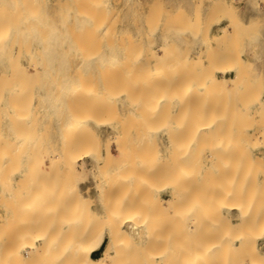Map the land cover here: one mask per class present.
Returning a JSON list of instances; mask_svg holds the SVG:
<instances>
[{
  "label": "rangeland",
  "instance_id": "obj_1",
  "mask_svg": "<svg viewBox=\"0 0 264 264\" xmlns=\"http://www.w3.org/2000/svg\"><path fill=\"white\" fill-rule=\"evenodd\" d=\"M96 1H100L103 4V1H101V0H96ZM53 3H54V0H45L44 7H45L47 12L52 11ZM105 3L113 11L115 9L114 12L116 14L117 20L114 21L113 23H111V25L116 27V28L114 27L115 30L112 29V30H110L109 33H104V32L92 33V32H89L88 29L80 28L79 27L80 22H78L77 19L76 20L72 19L69 22H67V27H66L67 31L64 34V39H63V41L66 43V46H65L63 52L56 53L52 49L48 55L47 54L46 55L36 54V52L29 54L26 51L21 53V55L19 56V62L24 67H27L28 62L30 61L31 57L32 58H42L44 60V62H45V60L47 61L46 58H48L47 63L49 62L51 64L49 66H47L49 68V70L42 73L41 75L37 76V78L36 77L35 78L27 77L29 79H26V77H25L24 79L27 81H24V79L21 80L20 84L23 86V88H24L23 90L25 91V93L27 95H26V97L22 98V100L20 99L21 102H20V100H18V103L17 104L15 103V111H17L16 115L14 112L12 113V111H9L10 108H8L4 111L3 110L0 111V122L3 121L7 117H9V118L13 117V119L15 118L14 121H16L12 125H10L11 124L10 122H8L10 124H8L6 122V123H3V125H2V129L0 130V136H2V138H4V140H8L6 145L8 144V142H11L9 140H14V141H12V143H9L10 145L12 144L11 146L8 145V147H12L11 148L12 150L10 148H9L10 150L7 149V146H5V144H2L0 146H4L5 148L0 147L3 149V150L1 149V151L5 150L6 151L5 154L7 155V154L11 153V151H13L16 147L20 148L19 150H18V148H16V150H14V152H13L15 154V152H17V150H18V152L20 151L18 153L19 155L15 154L13 156V153H11L12 156L10 154L8 155L10 158L12 157L11 160L12 159H14V160L19 159L18 161H20L21 159H24L25 161H27V159L29 160L28 157H30V156H31L30 160L38 158L40 156H43L44 159L42 162L43 164L41 165V169L36 170V173L42 175L41 177L44 180V182H43V180H38L41 182V184H39V187H40V189L42 188V191L46 192L47 189H49V187L52 186V184L55 185V182H54L55 180L59 181V177H58V180L56 178H54V176L57 173H59V174H57L55 177H57L59 175L60 179H61L60 174H61V172H63L62 171V169H63L62 163H60V160H59V162L55 161L54 158H52V155L54 152L62 155V153L65 152V150H66V149H64L65 146L63 145V138H62L61 133L59 132V129L57 128L56 121L58 119H60L58 114H60L61 118H63L64 115H66V112L64 113V111L67 110V108H68V110L70 109V106L68 107V104H70L68 102L70 100H68L66 103V99H64L62 102L63 98L58 97L61 99V100H58L54 93H53V95L52 94L46 95L44 90H46V89L49 90V87H51V86L52 87L50 89H52V88L56 89L55 87H58L57 84L62 83L61 82L62 81L61 76L71 74V72H69V70H68L70 67L67 68L64 66L65 68H63V65H61L62 62L60 61V59H62V61L65 60L66 63H68L67 66H69V65H71V62H73L74 60H77L80 58H87V60H86L87 64L83 65L80 68V70L78 71V74L80 72V75H79L80 78L82 76H86V78H87L86 80H88L89 79L88 77H90V79L95 78V79H99L100 81H101V78H102V80H103V78H105V80L107 78V80L105 81L106 83L108 82V80H110L109 82H111V81L113 82V80L117 79L116 82L115 81L113 83L108 82V85L110 86L111 84H113V86H110V87H112L110 89V91L112 92V89H113L112 93H114V97L118 98V99L112 100L114 97L111 99H105V100H110L109 102H106V104L107 103L112 104L110 106H109V104H107V105L105 104V106H107V107L104 106L105 102L102 103V101H101V103L103 104L104 107L102 106L101 103L99 104L100 101L98 103L83 102L81 104H78V105H80L79 107H81L79 114L81 113L80 114L81 116L90 117L92 120H90L91 123L89 122V125L91 126L93 123L92 126L93 127L96 126V128L94 127L95 128L94 129V128H92V126L91 127L89 126V130L91 128L90 131H92V132L90 133V131H88V134H86L87 133L86 131L88 129L87 127H86V131H84V133H82L83 132V130H82V132H81L82 135H80V132H79L80 138L82 137L79 145L80 144L83 145L84 143H86V144L88 143L87 147H85V149L88 148L87 150H85V151L80 150L79 151V149L82 147L81 145H80L81 147L80 146L79 147L78 146L72 147L73 151L71 150L72 148L70 149V151L76 155V157H72L73 154L70 152L71 153L70 158L73 159L74 164H75L74 166L77 167V174H78V175L76 174L77 177L73 176V178H74V179L72 178L73 182H75L77 184V186L82 191L87 186L90 189L92 188V193H93L89 198H85L86 201H85L84 205L79 204V203H82V202H79L77 204V207H78V205H80L81 207H85L86 209H89V211L91 210V212H94L93 214L98 213L99 218L96 217L97 214L95 215L96 218H93L94 216L91 215V212L90 213L88 212L91 215V217L93 216L92 217L93 219H100L101 218V220L103 221L100 214L102 213V210L107 211L106 207L103 206V204H102V201L104 202L105 199H102V198L99 199L96 196V194H94L95 192L93 190V186H94L95 179L93 178L90 170H88V167L85 168L84 165L92 167V165L94 163V156L96 154V151L98 150V148L101 151H104V147H105L104 143L106 145L108 143L111 150H110L108 155L107 154L103 155L105 164H112V165L118 166V165H122L128 161L131 162V164H132V162L138 164V162L140 163L143 160V162L147 166V168H145L144 171L141 170L139 172L140 174H138L139 175L138 178H140L139 182L142 183L143 187H139L140 192L134 193V195L137 194V197H136V200L134 199V201L131 202V206L128 209V213H131V214L134 213V214H139V215L141 214L142 216L145 215L146 218L149 216H154V219L156 218L155 220H157L158 214H159V212H161L159 210V208L157 207L158 206L157 201L161 198H162V201H165V198L166 199L168 198V194H167L168 191L167 190H169V189L167 188V185L170 184V182L172 181V178L175 177L174 175H172L174 173V171H173V173L170 172V171L174 170V168L173 169L170 168V167H173L172 165L170 166L171 162H173L172 164H174V161H172V159H171V158H175V157H172L174 155V154H172L173 152L171 153V148L174 147V148H172V150L174 149L175 154L177 153L176 156H179V157L183 152L186 153V150H187V152H189L188 150L192 151L195 148L198 149V151L195 150L196 154L194 152L195 156L193 154V156L195 158L192 157V153L190 154L192 159H193V160L190 159L191 163L194 164L195 161L199 160V162L197 161L199 163L197 168L196 167H195V169L189 168V171L191 170L189 172L187 168L191 167V164L189 165V162L186 161L188 163V165H187L188 167L185 168V166H184V169L186 171H188V173L185 170L182 171L181 167L179 168V166H178L179 164L178 165L176 164V165L178 166L177 169H180L181 172L179 170H178L179 172H177L176 169H175V171L177 172V175H176L177 177H178V174H180L182 172L186 176L189 177L188 174L195 170V176L192 175V178H193V176L195 177V178H193V181L196 179L194 181L196 184H193L194 182L192 181L191 175L189 178V179H191V181L185 180V181H187V182H185L184 181L185 178L182 179L185 182L184 183L185 185H187V183L193 184V186H189V187L187 185L186 188L188 187L189 189L186 190V188H185L184 192L187 191L188 196H191L192 198L194 197V199L196 198L195 199L196 203L199 202L200 204H202V201H203V204H202V207L200 205V208H199L198 203L197 204L193 203V202H192L193 204L190 203L192 200L191 197H190V201H189L188 200L189 197H188V199H186L187 196L185 194H184L185 196H182L183 191L181 192L180 190L181 189L183 190L185 186L183 185V183H181V181L179 183V179H178L177 180V182L179 183V185L177 184L178 190H179L178 198H180V197L181 198L185 197V198L183 200L181 198L178 199L180 201L179 202L177 200V202H179L178 205H176V203H175L173 205L174 207H171L170 209L167 210V214L172 213V216H170V215H168V216L173 217V215H176L174 213V210H175V212H177L179 210L181 212L183 211L181 213L182 215L184 212H185V214L193 213V215H194V212H195V214H197L196 212H198V211H199V214H200V211L206 212V210L209 209L211 202L206 203V201H204L202 199L200 200V194H202V193H204V194L206 193L205 195H207V196H209V195L212 196V197L209 196L210 201H212L213 199L214 200L217 199V201H218L219 200L218 197H221L220 199L223 201L220 200V201H218V202L216 201V202H217V204L219 203L218 207L223 209L224 205H227L230 203V201L227 203L225 201L230 200L236 194V193L235 194L233 193L232 194L233 196L231 194L228 195L229 192L232 193V191H234V187H235V183H236L235 181L239 182V180H240L239 183H241V184H239L237 182L238 185H240L238 188V193L232 199H234V201H237L236 199L238 197H240V200H242V204L244 205V208L246 207L244 212H246V210H247V213L251 212L253 216L255 215L256 219L258 217H260L259 213L261 214V216H264V215H262V213H264V138H262L260 135L261 133L264 134V0H109V2H108V0L107 1L104 0V4ZM65 5L68 7L67 11L69 13L70 12V6H71L70 0H67L65 2ZM219 23L223 24L224 26L221 28L215 29V30H211V27L214 24H219ZM55 36L57 37L58 35L56 34ZM215 38H220L219 45L214 44L212 42V40ZM30 40H31V38L28 39V41H30ZM215 46H218V47L215 48ZM57 50H58V48H57ZM155 56H157V58ZM158 56L159 57L161 56L163 58V61L160 62V60H162V59H160ZM113 58L118 59L115 62V63H117L116 67L114 66L116 70H113V73L111 72L112 74H109V73L107 74L105 72L109 66L108 67H106V66L108 65L109 61ZM153 58H156V59L159 58V61L156 59H153ZM1 59L5 63H7V57L4 54H2ZM155 60L158 63L155 62ZM154 66L161 67V69L166 71V73L169 75V77L171 76L168 81H171V79H172L171 82H175L174 80L179 81V82L177 81L175 83L176 86L174 83H172L173 84V86H172L170 84L171 82H169V84H168L169 86H166L168 88V90H169V87L172 88L173 90H175V87L180 86V87H177V89L174 92L172 91L174 94L171 93V91H170L171 89L169 90L170 92L168 91V95L171 93V95L173 97L172 98L168 97L165 99L167 101L166 104H168L167 108H165L167 105H164V103H163L164 101H162V102L156 101L154 97H153L154 98L153 101L157 102V103L156 104L153 103L154 106H152V104L150 103V100H152V98H149L150 100L147 101L148 98H146L147 99L146 100L144 95L141 93L142 91H140V90H142V88L140 89L139 86H136L137 83H139V85H140V83L143 81V79L139 80L138 78L139 77L143 78L144 74L146 75L147 69H149L150 67H154ZM9 67H12V66H9ZM27 69H29V68L27 67ZM64 69H65V71H64ZM0 72H1V68H0ZM81 74H82V76H81ZM175 74H178L181 77L175 76ZM52 76H53V78H52ZM174 76H175V78L173 80L172 77H174ZM109 77H112L113 80H111V78L109 79ZM133 77H134L135 81L133 80ZM182 77H184V78H182ZM42 78L43 79L45 78V79L42 81ZM38 79H39V81H38ZM46 79H49V80H46ZM51 79H52V81H51ZM53 79H54V81H53ZM55 79L56 80L58 79V81L55 82L56 81ZM81 79L84 80V77ZM180 81H182V82H180ZM183 82H185L184 84L187 86V88H191L193 85V87L195 89H197L196 94L198 93V91H201L199 89L200 85L199 86L196 85L197 83L201 82V84H203V83L204 84H206V83L216 84V86H218V88H219V90H217L218 94L214 93V95H213V96H215L214 101L211 102L208 100L209 101L208 107H206L207 104H206L205 100L208 99V97H210V96L207 97L204 95L205 99H204V97H203L204 100L201 98V100H203L204 102L200 103V100H199V102H198L199 104H198L196 102L199 99L198 96L201 94H199V95L197 94L198 96H195L198 99H195V97H193L194 99L193 98L190 99L189 94L187 93V95H186V93H184L183 88H182L183 93L185 94L183 96L184 97L186 96L187 98H183V100H178L182 97V96L181 97H178V96L181 94L180 89H181ZM4 83L6 86L7 85L6 82H1L0 85L2 84V86H3ZM114 83H115V85H114ZM54 84H55V86H54ZM177 84H181V85H177ZM184 84H183V86L186 87ZM188 84H189V86H188ZM141 85H140V87H141ZM2 86H0V87L2 88ZM98 87H100V86L98 85ZM114 87L116 88V90ZM3 88H5V87H3ZM135 88H137L136 91H135ZM178 88H180V89H178ZM187 88H186V91L188 90ZM26 89L28 91L30 90L29 93H27L28 91H26ZM126 89H127V91H126ZM191 90H194V89H191ZM219 91H221L220 93H221L222 101L219 100L220 98H218V96L220 95ZM129 92H131V93H129ZM175 93L178 94V96ZM126 94L129 96H127ZM193 94L195 95V91H193ZM202 94H204V93H202ZM30 95H31V97H30ZM51 95L54 96L53 97L54 99L51 98ZM27 96H29V97L27 98ZM47 96H50V97L47 98ZM55 97H56V99H55ZM142 97H144V100H142L143 102L141 101V99H143ZM191 97H192V95H191ZM25 98L27 99V101ZM128 98H130V99H128ZM175 99H176V102L173 101ZM187 99H189V100H187ZM6 100L8 101L7 97H6ZM11 100L12 99H10L9 101H11ZM97 100H99V99H97ZM102 100L105 101L104 99H102ZM117 100H119V101H117ZM133 100L135 101V103L133 102ZM193 100H196V102ZM210 100H212V99H210ZM216 100L220 101V102L217 103ZM58 101H60L62 104ZM112 101H115V104H114V102L111 103ZM124 101L126 104L123 103ZM145 101H147V103H149V104H146ZM180 101H182V103H180ZM183 101L185 102L184 104H183ZM186 101L189 103L188 105H187ZM191 101H192V103L193 102H195V103L192 104V103H190ZM12 102H13V100H12ZM141 102H142V104H141ZM223 102L224 103L226 102V103L223 104ZM22 103H24V104H22ZM85 103H87V104H85ZM139 103H140V105H142V107H143L142 110H144V111H148L149 109L147 110V108H151V106H152L151 109L153 111L150 110L151 112L149 111L148 113L150 114V116L153 113V115L157 119L153 115L150 117L148 113H147V116H149V118L147 117L148 119H146V116H141L142 110L138 111V109L141 106L140 107L137 106V104L139 105ZM143 103L146 104V106L143 105ZM161 103H163L164 109L166 111H168V113H170V114H171V112H173L172 113L173 115L175 114V112H178L179 108L180 109L183 108V107H181V104H182V106H184L183 111H180L178 114H180V115L185 114V117L183 115V119H182L179 116L180 117L179 118L180 121H179L178 118L176 117L177 114H175L174 116L178 120V122H176L177 123L176 124L175 123L176 119L174 120V117H172L173 115L170 116V114H168L167 112L164 114H160L161 116H159L160 111L161 112L165 111L164 109H162L163 107H162ZM178 103L180 104V107H177ZM203 103H205L206 105ZM97 104H98V106H96ZM113 104H114V107H116L115 109L117 111L114 109ZM120 104L122 105V107H120ZM133 104H135V105H133ZM185 104H186L187 108L185 107ZM191 104H192V108L196 107V110H195L196 113L195 114L200 115V113H201L202 116L201 115L200 116L201 117L204 116L205 120L200 122V121H198L199 119H197V118H201V117L195 118L193 116V118L197 119V121H195L191 117L192 115H191V112L189 109L192 110V108L188 107ZM200 104L202 106H200ZM215 104L217 105V107L215 106ZM220 104H222V105H220ZM60 105L61 106L63 105L62 107H63L64 111H63V109L60 108L61 107ZM86 105H90V106H86ZM126 105L127 106L130 105L131 107L137 108V112H138L137 115L133 116V114H132L133 118H130V119H129V117L127 118L128 114L127 115L125 114L126 113L125 110L128 107H126ZM148 105L149 106L151 105V106L149 107ZM157 105H158V107L161 106L162 108L157 109ZM194 105H195V107H194ZM198 105H199V108H201V109L204 106H205L204 109L210 108L209 109L210 112L208 109H206V110L202 109L201 112L199 111L200 113L197 112ZM16 106H18L17 108L19 110H16ZM23 107L25 109H21ZM111 107H113V108H111ZM107 108H109V109H107ZM212 108L214 109L213 111H212ZM60 109L62 110V113H60L61 112V111H59ZM154 109L156 111L159 110V112L156 113V114H158L157 116H156V114H154V112H156ZM215 109L217 110L216 113H218V114L216 117H213L212 116L213 113H211V111L214 112ZM68 110H67V112H68ZM198 110H200V109H198ZM203 110H204V115L202 114ZM222 110L224 113L222 112ZM19 111L20 112L23 111L22 116L24 118V114H25V117H26L25 119L21 120V116H20L21 113L19 114ZM58 111H59V113H58ZM188 111L190 112V115L186 114V113H188ZM205 111L210 113L213 119L209 118L210 116L207 117V115H205ZM4 112H5V114H7V115L10 114V115L6 116L4 114ZM11 115H13V116H11ZM142 115H143V113H142ZM162 115L163 116L165 115V117L163 118ZM168 115H169V117L167 118L166 116H168ZM220 115L223 116L222 117L223 121H221V123H220V121H216V120H218L217 117L221 118ZM140 116L143 118H140ZM189 116L194 120V122H198V123L200 122L199 124L194 123V124H196L194 126L196 128H198L197 133L192 132L194 130H191V128L188 129V127H191V125L193 124V123L191 124V122L193 120L188 121V122L186 121V119L187 120L191 119V118H189ZM57 117H59V118L57 119ZM134 117H136V118H134ZM158 117L159 118L161 117L160 118L161 120L158 119ZM186 117H188L189 119ZM144 118L146 120H144ZM151 118H153V120H151ZM208 118L210 119L209 120L210 124H212V127H211L212 131L207 130L208 123L202 124ZM224 118L226 121H224ZM17 119H18V122H17ZM141 119L146 121L147 124H145L146 122H143V120H141ZM202 119H204V118H202ZM211 119H212V121H211ZM222 119H220V120H222ZM149 120H151V125L149 124V122H150ZM158 120H160L161 122L163 120V122H162L163 124L161 125V128H159V129L157 128L158 126H160V124H159L160 121L158 123ZM166 120H168L167 123L165 122ZM23 121L25 122L24 128H22V125H24ZM141 121L143 122V124L142 123L139 124V122H141ZM153 121L158 123L157 127L155 128L154 134L152 133V129L154 130V128L152 127V129H151L150 127H148V126H153V124H154V127L156 126L157 123H154ZM215 121L217 123H215ZM101 122H103V123H101ZM120 122L122 123V125ZM15 123H18V124H15ZM104 123H110L112 125H110V124L104 125ZM180 123H181V125H180ZM184 123L185 124L189 123V125L190 124L191 125L187 127V125H184ZM213 123H215V124H213ZM14 124L17 126L20 125L16 128H18V129H19V127L22 128V130L20 129L21 130L20 134L18 132V129H17V132H15V130H14L15 125ZM144 124L146 125V128H148V129L144 128V126H145ZM166 124L167 125L170 124V125L166 127ZM217 124H218V127H219V125L221 127L224 126V128L219 127L220 131L223 132L224 129L226 131L222 133L219 130H216L218 127H216L215 125H217ZM98 125H102V126H98ZM5 126L6 127L8 126V127L6 128ZM12 126H14V129ZM181 126H184V127H181ZM200 126H201V128H200ZM214 126H215V128H214ZM141 127L144 128L145 136L142 135V137L140 138L139 135H140ZM162 127L163 128L166 127L165 129H167V130L163 129ZM228 127H231V129ZM176 128L177 129L179 128V129L177 130ZM183 128H184V130H188V131H184V132H186L187 135L184 134V132H181V135L182 136L184 135L183 137H181L182 138L181 139L180 138L181 135H179V137H178L177 133L180 132L181 129H183ZM192 128H193V126H192ZM196 128H195V130H196ZM199 128L204 133L210 132V134L208 133V136H210L211 138L207 137V136L206 137L208 139L210 138L211 140H212V138H214V136L213 137L211 136L212 132H214V129L216 131H218L219 134L221 133L222 135L221 134L218 135V133H217V136H216L219 138L221 137L220 138L221 140L219 139L220 143L218 144L220 146L217 145L218 146L217 147L216 145H214L213 142H215V141H213V140H216V139H213L211 142V141L207 140L206 137H204L206 139V141L203 140V142L208 143V144L207 145L203 144V142L200 143L201 141L198 140L199 134L201 135V133L199 132ZM6 130L8 131L7 133H9V132L10 133L7 134ZM137 130H139V133ZM145 130H147V132ZM171 130H175L177 132V133H175V135L180 140H182L184 144L182 143V141H180L178 139L177 140L174 139L175 136L174 137L168 136L170 134L169 131H171ZM227 130H228V132H227ZM22 131H23V133H22ZM189 131H191L193 137H195V138L197 137L196 139L198 140V142H195L196 139L192 138V135ZM232 131L233 132L235 131V133H234L235 136H233V137H232V135H233ZM260 131H262V132H260ZM12 132H14V134ZM127 132H129V133H127ZM259 132H260V134H259ZM130 133H131L130 137H132V139L131 138L129 139V137H128V134H130ZM133 133L135 135H136V133H138V136L136 135L137 138L133 139L135 137V136H132V135H134ZM141 133H142V130H141ZM166 133H168V134H166ZM207 133H205V134H207ZM224 133H226L225 135L228 134L229 137H227L228 135L227 136L223 135ZM15 134H16V136H15ZM17 134H19L20 136ZM22 134H23V136H22ZM188 134L190 136L189 139L187 137ZM196 134L198 136H194ZM214 134H216V133L214 132ZM214 134H212V135H214ZM6 135H10V136L6 137ZM83 135L85 136V139H84ZM154 135H156V136H154ZM21 136L23 139H21ZM122 136H123V139L121 138ZM125 136H127V137H125ZM202 136H205V135H202ZM77 138H78V135H77ZM157 138H159V139H157ZM128 139H129V142H125V140L128 141ZM136 139L137 140L140 139V140L137 142ZM191 139H192V141H191ZM200 139L202 140V138H200ZM226 139H227V141L230 140L229 141L230 143L225 142ZM233 139H235V140L237 139V141H235ZM19 140H20V142H19ZM25 140H27V141H25ZM188 140H189V146L192 145V147L187 149L188 145L186 146V143L188 142ZM222 140H224V143H227V145L229 144V146L231 145V141L232 142L235 141L233 148H236L237 152L234 149V151H233L234 155H233V161H232L233 162L232 163L233 168L234 167L237 168L236 166H234L237 163L236 161L239 160L238 163H240L242 165L245 162L243 166L249 167L248 172L245 171V169H247V168L244 167L245 168L244 169L243 166H241L239 164H237V166H239V167L237 169H235V168L234 169L237 172L238 169L240 168V173L245 171L247 173V178L249 177L248 179H246L245 177L242 176L243 173L239 174L237 176L236 175L237 173L234 172V170L232 171L233 168H231V164L229 166V163H228V162L231 163L232 158H231V160L228 157L227 158L229 160H227V158H226V156L231 155V154H229L231 152L227 153L228 155L225 154V152H224L225 156L222 153H221L222 155L218 154L219 158H220V156L221 157L224 156V157L220 158L221 160L218 158V160H220V161H218L217 165L219 167L220 166L219 164L222 163L223 164L222 168L225 167V169L223 168L222 170H219L218 174L215 173L216 175L214 174V172H212L211 163H210L211 161H210V157H209L210 152H208V150L209 151L213 150L215 148V146L217 148H221L219 150L220 152L227 149L226 146H224L225 144L222 142ZM15 141L18 143L16 144ZM115 141H118L120 143H124L125 145L122 147L116 148V144L115 145L113 144V142L115 143ZM167 141L170 144V147H167V148L165 145L158 146L156 144V143H158V144L165 143ZM170 141L171 142L174 141V144H173L174 146L171 144ZM22 142H23V144H22ZM175 142H179V144L177 145V143H175ZM13 143H14V145H13ZM194 143H195V145L198 144V146L199 145H201V146L198 147L196 145V147H195ZM209 143H212L213 146L211 144L209 145ZM222 144H223L224 148L222 147ZM18 145H20V146H18ZM24 146H25V148H24ZM35 146H37V147H35ZM63 146H64V148H62ZM193 146H194V148H193ZM207 146L208 147L210 146V147L208 148ZM181 147L182 148L185 147V151ZM29 148H32V149H29ZM37 148H38V150L40 148V150H39L40 156H38ZM74 148H76V149L78 148V149L76 150ZM207 148H208V150H207ZM211 148H213V149H211ZM222 148H223V150H222ZM62 149H63V151H62ZM81 149H83V148H81ZM180 149H182L183 152H181ZM229 149L232 150L231 148H229ZM8 150H9V152H8ZM28 150L29 151L31 150V152L35 150L34 156L29 155V153H27ZM42 150H43V152H42ZM74 150H76V153ZM202 150H203V152H202ZM57 151H59V152H57ZM93 151L95 152V154ZM177 151H179V152H177ZM239 151L241 152L240 157L238 156ZM86 152L88 154H92V156L87 155ZM169 153L172 154L171 158H170L171 154L169 155ZM184 153L182 154V156L183 155L187 156V154H184ZM207 153L209 154V156ZM168 155H169V157H168ZM242 155L244 156L245 159L243 158ZM179 157H177V159H179ZM223 158L225 159V162H222V161H224ZM240 159H242L244 162L241 161L242 162L241 163ZM14 160H12V161L14 162ZM186 160L189 161V155H188V158L186 157ZM16 161H15V163H17L18 167L19 168H20V166L22 167L20 162L18 163V161L17 162ZM200 162H202V163H200ZM15 163H14V166H12V168H11L12 170H9L10 168H7L6 170H3L1 168V171L3 170L2 172L7 171V172H5L6 175H4V176H3L4 173H0L1 174L0 175V184L3 186V188H2V186L0 185V190H1L0 194H2V197L0 200V215H2L3 217L5 214L6 206H8L12 202V200L17 195H19L20 192L22 190H24V188H25L23 186L25 185L26 181L25 180L22 181L23 178L25 179V176H23V175L20 176L19 174L16 173L15 170H17V169H14V167L17 165H15ZM58 163H60V165ZM195 164L192 167H194ZM225 164H228V165H225ZM12 165H13V163H12ZM207 165L210 167V170H208V171H211L212 172L211 175H214V178H213L214 183L213 182L210 183L212 181V177H213L211 175H209L210 179H211L210 182H207V181H209V180H207L208 179L207 175L209 172H206V173L204 172L206 176L201 174L202 170L204 171V169L208 168ZM58 166H60L61 168H58ZM228 166H229V169L227 170ZM220 167H219V169H220ZM3 168L5 169V167H3ZM59 169L61 170V172H58ZM241 169H244V170L242 171ZM226 170H227L229 178L231 176L232 177L234 176L233 178L232 177L230 178V181H229V179L228 180L224 179L225 177H227ZM44 171H46L45 172L46 174L44 173ZM47 171L49 173L48 175H47ZM220 171H222V173H220ZM166 172H168V173H166ZM223 172H225L224 175H226V176H222ZM112 173H115V171L114 172L112 171ZM248 173L251 174V176H252L251 178L248 175ZM25 174L26 173H24V175ZM169 174L172 175V177L169 176ZM219 174H220V176H219ZM229 174H231V175H229ZM40 175H38V177ZM45 175L48 177V179ZM111 175L112 174L109 175V177L111 178V183H114V181L117 179L118 176L116 173L113 174L112 177H111ZM201 175L203 176L202 182H201V179H202ZM43 176L46 179L43 178ZM114 176H116L115 179H113ZM166 176H167V178H166ZM198 176H200V179L198 178ZM220 177H222V178L224 177L223 181H227L226 185L228 183L229 187L226 186L223 181H221ZM235 177H237L236 180H235ZM19 178H21V180ZM240 178H242V179H240ZM7 179H9L10 181ZM38 179H40V178H38ZM5 180H6V182H5ZM47 180L52 182V184H48L49 181L47 182ZM198 180H200L199 183H197ZM2 181L5 182L6 184L2 183ZM205 181L207 182V186H205V184H206ZM73 182L71 181L72 184H73ZM154 182H155V184L160 182L159 183L160 185L157 184L158 186H156V185H154ZM81 183H83V187H81V185H80ZM141 183H139V184H141ZM180 184H182V187ZM192 184H189V185H192ZM198 184H201V185L199 186ZM215 184H216V186L219 185L220 189H221V187L224 189L223 192H222L223 189L222 190L217 189V190H219V192L220 191L222 192V195H220L221 193L219 194V192H214V193H216L214 196L213 192H211V189L216 187ZM230 184H232V185H230ZM46 185H48V186H46ZM89 185H91L92 187ZM194 185L195 186L197 185L199 187H197V186L194 187ZM233 185H234V187H232ZM210 186H211V189L209 190ZM158 187L162 188V189H158ZM193 187L196 188V190L194 189L191 192L190 188L193 189ZM219 187H216V188H219ZM237 187L238 186L236 185V189H237ZM82 188H84V189H82ZM179 188H181V189H179ZM199 188H200V190H199ZM206 188L208 189V191L206 190ZM239 189H241V190H239ZM12 190H14V191H12ZM13 192H14V195H13ZM18 192H19V194H18ZM115 192H116V190H111V193L109 192V196H108V198H106L109 202H106V206L109 205L111 202L110 194L113 195ZM187 192H186V194H187ZM235 192H237V190H235ZM15 193H17L16 196H15ZM138 193H140V194H138ZM189 193H190V195H189ZM10 194H11V196H10ZM194 194H196V195H194ZM204 194H202V196H205ZM8 195L10 196L9 198L7 197L8 199L13 197L10 199L11 202L7 201L8 199H6V197H5ZM226 195H227V198H226ZM197 196H198V199H197ZM207 196H205V198H207ZM236 196H238V197H236ZM67 197H69V196H67ZM213 197H216V198H213ZM4 198H5V200H4ZM205 198H203V199H205ZM74 199L75 198H72V200H74ZM224 199H226V200L224 201ZM64 200H65V197H64ZM184 200H186V202L188 200L191 205H189V207H188V205H187L188 202L187 203L182 202ZM205 200H207V202H209L208 199H205ZM214 200H213V202H215ZM231 201H233V200H231ZM58 203H59V200H58ZM182 203H183V205H182ZM208 204H209V206H208ZM59 205H60V203H59ZM152 205L153 206L155 205L154 209H153ZM175 205H176V207L178 206L177 207L178 210L175 209L176 208ZM203 205H205L204 207L207 206L206 210L204 209ZM179 206L182 207V209H180ZM192 206H193V209H192ZM68 208H69V206L65 207V209L68 210L67 211L68 213L71 212L72 219L71 218L70 219L72 220V222L74 221V223H73L74 225L71 224V230L72 231L69 230L72 233H70L69 231H65L68 229V227H70L69 225L71 223V220H69V217H71V216H69L70 214L68 215L67 212H66V214L63 213L66 211L63 208L62 209L59 208V210H58L59 216L57 217L56 221L59 223V226L57 227V230L60 229L59 227H61V229L64 230V233L68 232L69 234L75 235L76 231L79 232L78 229L81 228V225L78 223H81L80 221H82V223H83V220L86 221L88 218H90V216H89V214L86 213V211L83 215L84 211L82 210L83 211L81 213L82 217L80 215H78L79 217L77 218L76 217L77 215L75 216V211H73L71 208L70 209H68ZM201 208L204 210H202ZM196 209H198V211ZM144 210H145V212H143ZM149 211H151V212H149ZM60 212H61V214H60ZM135 212H137V213H135ZM143 213H145V214H143ZM154 213H157V215ZM177 214H179V213L177 212ZM185 214H184V217L182 216L183 219H181L182 217L180 214L176 216V217H180V219H178V220L181 222L178 221V224L176 223V225L178 226V230L182 231L181 236H182V234L185 233L184 229H186L185 226L188 224V223L186 224L187 219L190 220L189 223H191V221L196 222L195 221L196 219L199 220V218H202V217H198V214L196 216H193L191 214L188 216ZM203 214H204V212L202 213V216H203ZM249 214H247V215H249ZM67 215H68V217H66ZM87 215L89 216L88 218L86 217ZM64 216H65V218H64ZM186 216H188V218H186V220H185ZM249 216L251 217V214ZM3 217H1V219H4ZM59 217H61V218H59ZM75 217L77 218V220ZM252 217H251V219H252ZM80 218L81 219L83 218V219L80 220ZM92 218H90V220H92ZM227 218L228 217H226V220H228V219L230 220V217L228 219ZM65 219H67L69 221L65 222L64 221ZM245 220H246L245 217L242 218L240 221H239V219L235 220V218H233V220L229 221L230 224L228 223L225 225V223H227V222L223 223L225 226H227L226 229L230 226V229L229 228L228 229L231 232L228 231L230 233V235L227 232L225 234L220 233L221 236L223 235V237H225V239H226V237L228 239L227 241L224 240L226 242L225 244H227L228 241L230 242V243H228L229 247L227 245L228 249H227V253L225 254V256L222 255L220 252H218V254L219 253L221 254V255L219 254V256H218L219 258H217L218 261L221 260V261H219L220 264L223 263L222 261H224L223 264H228V262H230V264H232V263L235 264L236 263L235 260L237 261V259L238 260L241 259L239 257V253H238L239 239L237 238V236H235V232H232V231H236L237 235L243 233V231L246 229V226H245L246 224L244 223ZM56 221L53 224H47V227H46L45 223H43V224H41L42 225L41 228L44 227V229L50 233V234L47 233L49 236L50 235L59 236L61 233H62V236L67 235L66 233L64 234L61 230H58L59 231L58 232L57 230H55V228H53L54 227L53 225L57 224ZM92 221H90L88 226L83 225L82 228H84V226H86L84 228V230L91 228V227L96 228L98 225V227L101 229V227L106 225L103 223L98 224L100 221L98 222V221L94 220L98 223L97 224L94 223L95 226H92V224H91V223H93ZM151 221H153V220H151ZM221 221H222V219L218 221V223L220 222L219 223L220 226L218 224V227H217L219 229V231H220L221 227H222V229H225V227L222 225L223 221L222 222ZM153 222L152 223L150 222V225H153L152 227L150 226V228H153L155 226L154 223L156 221L154 223ZM173 222L174 223H172V225H170V226H173L176 221H173ZM182 222H183V224H182ZM236 222H237V224H236ZM0 223H2V225H5V230H4V229H2L3 227L1 228V224H0L1 231L4 230V232L0 231V233H2V234L5 233L6 228H7L6 226H8V228H7L8 231L11 228V231L13 232L14 227L11 223H7L5 220H2ZM76 223L78 225H80L79 228H76V225H75ZM179 223H180V226H179ZM48 225L52 229H54L55 231L51 230V228ZM78 225H77V227H78ZM99 225L100 226L102 225V226L100 227ZM231 225H233L234 229L231 227ZM66 226H68L67 229L65 228ZM73 226L75 227L74 230H73ZM170 226H168V227L171 229ZM256 226H257L256 223L251 225V227H253V231L251 230L250 232H252V234H254L253 236L258 235V230H257V228H255ZM12 227H13V229H12ZM179 227H180V229L182 228V230H180ZM48 228L51 230V232H53V233L55 232L56 234H51L50 230L48 231ZM82 228L80 231H82ZM174 229H175L174 227L171 229V233L174 231ZM15 230H16V228H15ZM154 230H155V228H154ZM179 231H177V228H176L174 231V235H176L175 234L176 232L179 233ZM255 232H256V234H255ZM232 233L234 234V236ZM226 234H228V236ZM170 235L172 236V234H170ZM231 235L234 238H231L232 237ZM249 235H251V234L249 233ZM60 236H59V238H60ZM221 236L219 238H221ZM179 238H180V236L178 238L176 237L175 240L173 239L171 241L175 244H176V242H179L176 244L177 246L172 243L175 250L172 247L168 248V249H170L169 253H171V249L174 250L171 253V255H167V253L165 254V255H167V257H169V256L171 257L170 260H172V257H173V260L174 259L177 260L180 257V255H179L180 251L178 249L181 248L182 251L186 249V252L188 250L187 247H188V244L191 242L190 239L187 238L188 242L185 243V244H187V246H185V245L181 246V244H182L181 242H183V240H182V237L180 239ZM262 239H264V236H262L260 238H256L255 243L259 246L261 245L260 246L261 252L264 253V249H262V248H264V240H262ZM170 240H171V238L168 240V242ZM185 241L186 240L184 239V242ZM168 242H167V244H168ZM171 242H169V244ZM250 242L254 243L253 241H250ZM147 243L149 244V242H147ZM172 244H170L168 246H171ZM191 245H194V244L190 243L189 246H191ZM178 246H179V248H178ZM230 246L233 247V249H231ZM127 247L121 246V248H123V249H121V250H120V248L117 249L118 255L122 254L121 257L119 256V259L120 258L122 259V256L124 258V259H122L121 262H123L125 260L126 262L129 263L130 259L131 258L136 259V257H134V256L137 255V257L139 256L141 258V260H140V258L139 259L137 258V260H139L138 262L136 260L137 264L139 262L142 264H144V263L148 264L149 263L148 260L143 258L144 257V255H142L143 253L140 252L143 247H140V249L138 247V250H137L138 253L136 252V255H134L135 253H133V252L135 251L134 249H137V247H134L131 250L129 249L130 248L129 247L128 248L129 253L126 252L127 249L125 251V254L127 253L128 255L127 254L124 255L122 250H124V248H127ZM183 247H186V248L183 249ZM147 248H143L142 251L145 252L144 249H146L145 253H147V254H145V255H149L150 257H152L151 255H153V253L155 251H158V249H156V248H153V249L152 248L147 249ZM176 248H178L177 251H176ZM168 249H167V251L166 250L165 251L168 252ZM230 249L232 250L231 252L233 253V256L230 254L231 253ZM218 250H219V248L217 249V251ZM221 250H222V248H221ZM119 251H121V253ZM130 251H133L132 252L133 256H132V253H130ZM151 251L152 252L154 251V252L152 253ZM217 251L216 250L215 251L214 250L209 251L210 252L209 254H211V255H209V254L208 255L210 257L208 255H206V257L208 256V260L212 261L211 262L212 264H215L216 262H218V261H216V258H215L216 255H218ZM99 252L100 251H97L95 254H93V256L98 255ZM175 252H176V255L174 254V256H172L173 253H175ZM193 252H194V250H193ZM180 253H182V252H180ZM138 254H141V256ZM183 254H184V252H183ZM229 254H230V256H229L230 259H227V263H225L226 262L225 260H226V258H228ZM126 256H127V258H126ZM130 256H132V257L128 258ZM222 256H224V260H222L223 259ZM221 257H222V259H221ZM231 257H232V260L235 259L233 262L230 261ZM135 259H131L130 264H133ZM151 259H149V261ZM132 260H134V261H132ZM136 263H134V264H136ZM151 263H152V260H151L150 264ZM217 264H219V263H217ZM244 264H247V263L245 262Z\"/></svg>",
  "mask_w": 264,
  "mask_h": 264
},
{
  "label": "bare ground",
  "instance_id": "obj_2",
  "mask_svg": "<svg viewBox=\"0 0 264 264\" xmlns=\"http://www.w3.org/2000/svg\"><path fill=\"white\" fill-rule=\"evenodd\" d=\"M66 1L67 0H54L53 6H52V11L51 12H47L46 9H45V7H44L45 0H0V68H1V72H0V83L1 82H6L7 83L6 86H5V83L3 84V86H2V84L0 85V86H2V88L0 87V111L1 110L4 111V110L10 108L9 111H12V113L14 112L15 115H16L17 111H15V103L17 104L18 103V100H20V99L22 100V98L26 97V95H27L25 93V91L23 90L24 89L23 86L20 84L21 80L24 79L25 77H26V79H29V78H32V77L33 78H35V77L37 78V76H39L42 73H44V72H46V71L49 70V68L47 66H49L51 63H49V62L47 63L48 58H46L47 61L45 60V62H44V60L42 58H32V57L30 58V61L28 62V65H27V67L29 69H27V67H24L19 62V56L21 55L22 52L26 51L29 54H32V53H35L36 52V54H44V55H46V54L48 55L51 52L52 49L56 53L63 52V50H64V48L66 46V43L63 41V39H64V34L67 31V29H66L67 22H69L72 19H75V20L77 19V21L80 22V25H79L80 28L88 29L89 32H92V33H101V32L109 33L110 30H112V29L115 30L116 27L113 26V25H111V23H113L114 21L117 20L116 19V14L114 12L115 9L113 11L112 9L109 8V6H107L106 3H105L106 5H105L104 4V0H101V1H103V4L100 1H96V0H70V5L71 6H70V12L69 13L67 11V8L68 7L65 5V2ZM108 2H109V0H108ZM56 34L58 35L57 37L55 36ZM30 38H31V40L28 41V39H30ZM212 42L214 44H218L219 45L220 38H215V39L212 40ZM217 47L218 46H215V48H217ZM57 48H58V50H57ZM2 54H4L7 57V63H5L1 59L2 58ZM155 57L157 58V56H155ZM156 58H153V59H156ZM159 58L162 59V60H160V62L163 61V58L161 56ZM159 58L156 59V60L159 61ZM86 60H87V58H80V59L74 60L73 62H71V65L67 66L68 63H66L65 60L62 61V59H60V61L62 62L61 65H63V68L70 67L68 70H69V72H71V74L68 75L66 73L67 75L61 76L62 77V79H61L62 81L61 80L60 81L62 83H60V84H57L56 83L57 86H58V87H55L56 89H53V88L50 89L52 87L51 86V87H49V90H47V89H46L47 91L44 90V92H45L46 95H50V94L53 95V93H54L58 100H61L60 98H63L62 99V102H63L64 99H66V103H67L68 100H70L68 102V103H70V104H68V107L70 106V109L68 110V108H67L68 112H67V110L64 111V109L62 107L64 104L62 106L60 105L61 106L60 108L63 109L64 113L66 112V115H64V117L62 116L63 118H61L60 114H58L59 117H60V119H58L59 117H57L58 120L56 121L57 128L59 129V132L61 133L62 138H63V145L65 146V148H64V146L62 148L66 149V150H65V152L62 153V155L59 154V153H56V152H54L53 155H52V158H54L55 161L59 162V160H60V163H62V167L64 169V170L62 169L63 172H61L60 169L58 170V172H61V174H60L61 175V179H60V176L59 175L57 177H55L57 174H59V173H57L54 176V178H56L58 180V177H59V181H56L55 180L54 181L55 182V185H53L52 182L49 181L50 179L47 180V182L49 181L48 184H52V186L50 185L51 187H49V189H47L46 192L45 191H42V188L40 189V187H39V184H41V182L38 181V180H43L42 177H41L42 175L36 173V170L37 169L38 170L41 169V165L43 164L42 162H43V159H44V157L43 156H40V154H39L40 148H39V150L37 148L38 156H40V157L30 160V158H31V156H30V157H28L29 158V160H28L26 158L28 156L27 155L25 157L27 159V161H25L24 159H21L20 161H18L19 159L18 160L17 159H15V160L12 159V160H14V162L11 160L12 157L10 158L8 155L9 154L11 155V153H13L14 150H16V148H18V147H16V148L14 147L15 149L13 151H11V153H9L7 155L5 154L6 151L5 150L4 151H1L2 148H0V171H1V168L3 170H6L7 168H10L9 170H12L11 168H12V166H14V163L17 160L18 163L20 162V164L22 165V167L20 166V168H19L18 165H17V163H15V165H17V166H15L14 169H17L15 171L20 176H22V175L25 176V179L23 178L22 181H24V180L26 181L25 185L24 184H23L24 186L22 185L23 187H25L24 190H22L21 192L19 191L20 194L18 192L19 195H17V196H16L17 193H15V196L16 197L12 200V202H11L10 199L13 198V197H11L10 199H8L11 196V194H10V196L9 195L8 196H5L6 199H8L7 201H10L11 203L9 202L10 204L8 206H6L4 217L2 215H0V222L2 220H5L7 223H11L13 225L14 229L12 227L13 232L11 231V228L8 231V229H7L8 226H6L7 227L6 228V231L7 232L5 231V233H3V234L0 233V264H38V263L39 264H126V263L127 264H130L131 259H135V258H131L133 256V253H135L134 255H136V252L138 253V251H137L138 250V247H139V249H140V247H143V248H147L148 247L147 249H149V248H152V249L153 248H156V249H158V251H155V252L153 251L154 253L151 251L153 253V255H151L152 257H150L149 255H145V254H147V253H145L146 252V249H144L145 250V252H144V251H142L143 250V248H142V250L140 252L143 253L142 254V255H144L143 258H145L146 260H148V262H149L148 264H150L151 260H152V263L151 264H212L211 263L212 261L211 260H208V256L211 255V254H209L210 253L209 251H212V250H214V251L216 250L217 251V249L219 248L220 251L218 250L217 251V254H218V252H220L222 255L225 256V254L227 253V249H228L227 248V245L229 247V244L228 243H230V242L228 241L227 244H225L226 243L225 241H227L228 239H227V237L225 239V237H223V235L221 236V234L222 233L225 234L226 232L229 233L228 231H230L229 230L230 229V226L228 227L229 229L227 228L228 229L227 230L226 229L227 226H225V225L228 224L230 220H233V218H235V220L239 219V221H240L244 217L246 218V220L244 221V223L246 224L245 225L246 226V229L243 231V233L237 235V232L236 231H232V232H235V236H237V238L239 239L238 253H239V257L241 258L240 260L237 259V261L234 259L235 262H236L235 264H244L245 262L247 264H264V253L261 252V247H260L261 245L259 246V245H257L255 243L256 238H260V237L264 236V216H261V214L259 213L260 217H258L256 219L255 215L253 216L251 212H248L247 213V210H246V212H244V210H245L246 207L244 208V205L242 204V200H240V197L236 196V197H238L236 199L237 201H234V199H232L238 193V188L240 186V185H238V183L240 182V180H239V182L238 181H235L236 182L235 183V187H234V185L232 186V187H234V191H232V193L231 192L228 193V195H230V194L232 195L233 193L234 194L236 193V194L234 196L232 195L233 197L231 196L232 198L230 197L231 198L230 200L225 201L226 199H224V201L226 203L229 202V201H230V203L227 204V205H224L223 209H221L220 207H218V204L219 203L217 204V202L221 200L220 199L221 197H218V199H219L218 201H217V199H215V200L213 199L215 201V202H213V200L212 201L209 200V196L210 195L207 196V195H205L206 193L205 194L202 193L205 196H207V198H205V196H202V194H200V200L202 199V200L206 201V203H210L211 202L210 203V206L208 204L209 209L206 210L207 209L206 208L207 206L204 207L205 205H203L204 209L206 210V212L203 211L204 212L203 216H202V213L203 212L200 211V214H201L200 215L198 209H196L198 211V212H196L198 214V217H202V218H199V220L196 219L195 220L196 222H192L191 221V223H189L190 220L187 219L188 222L186 221V224L187 223L188 224L185 226L186 229L183 228L185 230V233L182 234V236H181V232L182 231H179L178 230V226L176 225V223L178 224V221H179L178 219H180V217H176V216L180 214L181 217L182 216L184 217L185 212L182 215L181 213L183 211L181 212L179 210L180 212L177 211L179 213V214H177V212H175V210H174V213L176 215H173V217H170V216H172V213L167 214V210L168 209H170L171 207H174L173 205L175 203H176V205H178V203L180 202L178 199H180L181 197L178 198V196H179V190H178L177 184L179 185L180 181H181V183H183V185L185 186L184 189L183 190L181 188H179V189H181L180 190L181 192L183 191L182 196H185L186 195L187 196L186 199H188V197H189V199H188L189 201H190V197L191 196H188V192L186 191L187 192V194H186V192H184V190H185V188H186L187 185L189 187V186H193V184H196L194 182L196 179L193 181V178H195L194 177L195 176V170L188 174L189 177L186 176L183 172L180 173V174H178V177L176 176L177 175V172L180 171V169H177L178 166H179V168L181 167V170L183 171V170H185L184 169V166H185V168L188 167L187 166L188 165L187 162H189V165L191 164V167H188L187 168L188 171H189V168L190 169H192V168L195 169V167L196 168L198 167L199 160H197L198 162L195 161L196 164L194 163L195 164L194 167H192L194 164L190 162L191 160H193L192 157L195 158L194 157L195 154H196L195 150L198 151V149L195 148L192 151L191 150H188L190 153L187 152V150H186V153H184L182 151V149L185 151V147L187 145H188L187 149L192 147V145L189 146V140L186 143V146L184 148L181 147L182 149H180L181 152H183L184 154H187V156H185V155L182 156L183 153L180 155V157L179 156H176L177 153L175 154L174 149L172 150V148H174V147L171 146L172 147L171 148V153L173 152L172 154H174L175 156L174 155L172 156L171 153H169V155L171 154L170 155V158H171V156L172 157H175V158H171L172 161H174V164H172L173 162H171L170 166L172 165L173 167H170V168H172V169L174 168V170H172L170 172L173 173V171H174V173L172 175H174L175 177H173L174 179L172 178V181L170 182V184L167 185V188L169 189V190H167L168 191L167 192L168 198L167 199L165 198V201H162V198L159 199L160 201L159 200L157 201L158 202V204H157L158 206L157 205L156 206L161 211L158 214L157 220H155L156 218L154 219V216H149V217L146 218L145 215H143L144 216L143 217L140 214L142 216L141 217L139 214H134V213L131 214V213H128V209L131 206V202H133L134 199L136 200V197H137V194H135L136 195L135 196L134 193L140 192L139 187H143L142 186V183L139 182L140 181L139 180L140 178H138V176H139L138 174H140L139 172L141 170L144 171L145 168H147L146 164L143 162V160L140 163L138 162V164L133 163V162L131 164V162H129V161L126 162V163H124V164H122V165H118V166L117 165H112V164H105L104 163V157H103V155L104 154L105 155L106 154L108 155L109 152H110V150H111V148L109 147V144L108 143H107V145L104 143V145H105V147L103 146L104 147V151H101L99 148L96 151V154L93 151L94 154H95V156H94V163H93L92 167L84 165L85 168L88 167V170H90L93 178L95 179L94 186H93V190L95 192L94 194H96V196L99 199L102 198V199H105L106 200V201L104 200V202L102 201V204H103V206L106 207L107 211L106 210L105 211L102 210V213L100 214L101 217H102V219H103V221L101 220V218L100 219H93V218H96V217L99 218L98 217V213L93 214L94 212H91V210L89 211V209H86L85 207H81L80 205H78V207H77V204L79 202H82V203H79V204H83L84 205V203L86 201L85 198H89L93 194V193H91L90 188L88 186L85 189L82 188V189H84L82 191L77 186V184L75 182H73V179H74L73 176L74 177H77L78 174H77V167L74 166L75 165L74 164V161H73L72 158H70L71 157L70 155L72 153L70 151V149L72 147H75V146L76 147L77 146L79 147L81 145V144L79 145L80 140L82 139V137L80 138V135H82L81 132L83 130L82 133H84V131H86V127H87L88 129L86 131L87 132L86 134H88V131L91 130V128L89 130V126H90L89 125V122H90V120H92L90 117L81 116L80 115L81 113L79 114V111L81 110V107H79L80 105H78V104H81L83 102H87V103L88 102L89 103L90 102L91 103H98L99 101H100L99 102V104H100L101 101H102V103L105 102L104 103V106H105L106 102H109L110 101V100H105V99H111V98L114 97V93H112L113 92V89H112V92L110 91V89L112 88L110 86H113V84H111L109 86L108 85V82L110 80H108L107 83L105 82L107 80V78H106V80H105V78H103L104 81L101 78V81H100L99 79H95V78L90 79V77H88L89 79L86 80L87 79L86 76H82V74H81V76H82L81 78L84 77V80H82L80 78V76H79L80 75V72L78 74V71L80 70V68L83 65L87 64L86 63ZM117 60H118L117 58H113V59H111L109 61L108 65L106 66V67H108V66L109 67L106 69V72L105 73L112 74L113 73V70H116L115 67H116L117 63H115V62ZM156 60H155V62H157ZM9 66H12V67H9ZM64 71H65V69H64ZM175 76L181 77L178 74H175ZM175 76L172 77L173 80H174ZM27 77H29V78H27ZM134 77H133V80L135 81ZM170 77L166 73V71H164L163 69H161V67H159V66L150 67L149 69H147L146 75L144 74V77L143 78H141V77L138 78L139 80L140 79H143V81L140 83V85L142 84L141 87H140L139 83H137V82H136L137 83L136 86H139L140 89L142 88V90H140V91H142L141 93L144 95L145 99L148 98V100L146 99L147 101L150 100L149 98H152V100H150V103L152 104V106H154L153 103H155V104L157 103V102H154L153 101L154 98H155L156 101H159V102L164 101L163 102L164 105H167L165 108H167L168 107V104H166L167 101L165 99L168 98V97L172 98L173 96L171 95V93H173L177 89V87H180V86L175 87V90H173L172 88L169 87V90L171 89L170 90L171 93L168 95V91L169 90H168V88L166 86H169L168 85L169 82L172 81V79H171V81H168ZM52 78H53V76H52ZM110 78H111V80H113L112 77H109V79ZM182 78H184V77H182ZM44 79L42 78V81ZM46 80H49V79H46ZM24 81H27V80L24 79ZM38 81H39V79H38ZM51 81H52V79H51ZM53 81H54V79H53ZM57 81H58V79L55 82H57ZM114 81L116 82L117 79L113 80V82ZM174 81L175 82H171L170 83L172 86H173L172 83L175 84L178 80L177 81L174 80ZM111 82H109V83H111ZM180 82H182V81H180ZM184 83L185 82L182 83V86H183ZM98 85L100 87H98ZM114 85H115V83H114ZM177 85H181V84H177ZM196 85H198V86L200 85L199 89L201 91H198V93H197L198 95L201 94L199 96L196 94V92H197L196 90L197 89H195L193 87V85H192L191 88H187L186 85H185L186 87H184V86L182 87L181 86V89L182 88L184 89V93H186V95H187V93L189 94L190 97L189 96L188 97L190 99L193 98V97H195V96H198L199 99L197 97H195V99H198L197 102H196V100H193L196 103H198L199 100H200V103L201 102H204L203 101L205 99L204 95L207 96V97L210 96V97H208V99L205 100V102L207 104L206 107H208L209 106L208 105L209 104V101H211V102L214 101V98H215V96H213L214 93H217L218 94V92H217V90H219L218 86H216V84H209V83H206V84L203 83V84H201V82L197 83ZM54 86H55V84H54ZM175 86H176V84H175ZM188 86H189V84H188ZM3 87H5V88H3ZM137 88H135V91L137 90ZM186 88L189 91L188 90L186 91ZM178 89H180V88H178ZM181 89H180V91H181V94H182L183 93V89L182 90ZM191 89H194V90H191ZM115 90H116V88H115ZM26 91H28V90L26 89ZM29 91L27 93H29ZM126 91H127V89H126ZM193 91H195V95L193 94ZM131 92H129V93H131ZM201 92L204 93V94H202ZM220 92L221 91H219V93ZM184 93L182 95L180 94L179 96H178V94L175 93L178 97H181L182 96L181 97L182 99L180 98L178 100H183V98H187L186 96L185 97L183 96V95H185ZM190 94L192 95V97H191ZM52 95H51V98L54 97ZM127 96H129V95H127ZM6 97L8 98V101L6 100ZM28 97L29 96H27V98ZM30 97H31V95H30ZM49 97L50 96H47V98H49ZM56 97H55V99H56ZM58 97H60V98H58ZM144 97H142L143 99L140 98L141 101L144 100ZM203 97H204V99H203ZM201 98L203 100H201ZM218 98H220L219 100L222 101L221 93L218 96ZM10 99H12L13 102H12V100L9 101ZM97 99H99V100H97ZM102 99H104L105 101H103ZM115 99H118V98H115L114 97L112 100H115ZM128 99H130V98H128ZM210 99H212V100H210ZM21 100H20V102H21ZM187 100H189V99H187ZM26 101H27V99H26ZM117 101H119V100H117ZM147 101H145V103L146 104H149V103H147ZM173 101L176 102V99L173 100ZM58 102H60V101H58ZM113 102L115 104V101H112L111 103H113ZM133 102L135 103L134 100H133ZM142 102H141V104H142ZM195 102H193V103H195ZM219 102L220 101H217V103H219ZM87 103H85V104H87ZM123 103L126 104L125 101ZM163 103H161L163 108L161 106L158 107V105H157V109L158 108L159 109L160 108L164 109ZM180 103H182V101H180ZM184 103L185 102L183 101V104ZM190 103H192V101ZM225 103L223 102V104H225ZM22 104H24V103H22ZM107 104H109V106L112 105L110 103H107ZM114 104H113V107H114ZM146 104L143 103V105H145V106H146ZM188 104L189 103L187 102V105ZM192 104L189 105L188 107L192 108ZM203 104H205V103H203ZM133 105H135V104H133ZM220 105H222V104H220ZM86 106H90V105H86ZM96 106H98V104ZM102 106H103V104H102ZM137 106L138 107L141 106L138 109V111L139 110L141 111L142 108H143L142 105H140V103H139V105L137 104ZM152 106H151V108H152ZM200 106H202V105L200 104ZM215 106L217 107L216 104H215ZM17 107L18 106H16V110H19ZM24 107L21 108V109H25L26 108V107L25 108ZM105 107H107V106H105ZM113 107H111V108H113ZM120 107H122L121 104H120ZM126 107H128V108H126ZM126 107H125L126 108V110H125L126 113L125 114L126 115L128 114L127 115V118L129 117V119H130V118H133L134 115H137V113H138L137 112V108L131 107L130 105L129 106L126 105ZM177 107H180V104L179 103H178V106ZM181 107L184 108V106H182V104H181ZM185 107H186V104H185ZM194 107H195V105H194ZM204 107H202V109H204ZM115 108L116 107H114V109ZM151 108H147V110L149 109L148 111L142 110L143 115L140 112L141 113V116H146V119H148L149 116H150V114L148 112L150 110H152ZM183 108L182 109L179 108L180 110L178 109V112H175V114H177L176 117L178 118L179 121H180V119H179L180 117L182 119H183V115L185 117V114H183V115L182 114L181 115L178 114L180 111H183ZM61 109L59 110V111H61L60 113H62V110ZM107 109H109V108H107ZM198 109H200V110H198ZM202 109L199 108V105H198L197 112H199V111L201 112ZM206 109L209 110L210 108H205L204 110H206ZM189 110L191 112V115H192L191 117L192 118H193V116L195 118L202 116L200 112L199 113H200L201 116L199 114L198 115L195 114L196 113V111H195L196 110V107L195 108H192V110L191 109H189ZM204 110L202 112L203 115H204ZM213 110L214 109L212 108V111ZM59 111H58V113H59ZM212 111H211V113H213L212 116L213 117H216L217 114H218V113H216L217 110L215 109V111H214L215 113L212 112ZM5 112H4V114H5ZM22 112L19 111V114L21 113V115H20L21 116V120L26 118L25 117V114H24V118H23ZM157 112H159V110L156 111V112H154V114H156ZM166 112L168 113V111H166V110L164 112H161L160 111L159 112V116H161L160 114H164ZM190 112L188 111V113H186V112L185 113L187 115H190ZM206 112L207 111H205V115H207V117L210 116L209 118H212L211 114L208 113V112L206 113ZM209 112H210V110H209ZM222 112H223V110H222ZM147 113L149 114V116H147ZM172 113L173 112H171V114L170 113H168V114H170V116H171V115H173ZM132 114H133V116H132ZM5 115L6 116H9L10 114H8V115L5 114ZM152 115H153V113H152ZM157 115L158 114H156V116ZM174 115L172 117H174V120L175 119L177 120V118H175ZM11 116H13V115H11ZM141 116H140V118H143ZM162 117L164 118L165 115L164 116L162 115ZM166 117L168 118L169 115L166 116ZM191 117L189 116V118H191ZM220 117L221 118H218L217 117L218 120H216V119L215 120L216 121H220V123H221V121H223V119H222L223 116L220 115ZM134 118H136V117H134ZM160 118L158 117V119H160ZM186 118H188V117H186ZM192 118L189 119V120L186 119V121L188 122V121H191L193 119L195 121H197V119H199L198 121L202 122L203 120H205V117L204 116L201 117V118H197V119H195V118L192 119ZM202 118H204V119H202ZM209 118L206 119L207 122L205 121L202 124L208 123L207 130L208 131H212V128H211L212 127V124H210V121H209L210 119ZM14 119H13V117L12 118L11 117L10 118L7 117L3 121H1L2 123L0 122V130L2 129L3 123L10 122L11 124L10 123H8V124L12 125L14 122H16V121H14ZM146 119L144 118V120H146ZM212 119H211V121H212ZM220 119H222V120H220ZM141 120H143V119H141ZM144 120H143V122H146ZM151 120H153V118H151ZM151 120H149L150 122L148 121L150 125H151ZM160 120H158V123H159ZM176 120H175V123L178 122V120L177 121ZM194 120L191 122V124L192 123L193 124L192 125L190 124L191 127H188V126H190L189 123L188 124H185L184 123V125H187L188 129L191 128V130H194L192 132L197 133L198 132V128H196L194 126V125H196L194 123H198V122H194ZM167 121L168 120H166L165 122L167 123ZM216 121H215V123H217ZM224 121H226L225 118H224ZM17 122H18V119H17ZM143 122L141 121V122H139V124H141V123L143 124ZM162 122H163V120H162ZM162 122L160 121V123H159L160 126H158V127H157V125H158L157 122H154V123H157L155 127H154V124L153 123H152L153 126H148L151 129H152V127L154 128V130L152 129V133L153 134H154V131H155V128L156 127L158 129L161 128V125L163 124ZM101 123H103V122H101ZM215 123H213V124H215ZM15 124H18V123H15ZM105 124L109 125L110 123H104V125ZM145 124H147V122ZM218 124L215 125V126L218 127ZM92 125H93V123H92ZM110 125H112V124H110ZM121 125H122V123H121ZM169 125L170 124H168V125L166 124V127L169 126ZM180 125H181V123H180ZM18 126H20V125H18ZM18 126L15 125V129H14V126H12L13 129L15 130V132H17V129L18 128H16V127H18ZM24 126H25V122H24V125H22V128H24ZM98 126H102V125H98ZM192 126H193L194 129L192 128ZM215 126H214V128H215ZM94 127L96 128V126H94ZM94 127L92 126V128H94ZM181 127H184V126H181ZM219 127H221V126L219 125ZM219 127L216 130H219ZM22 128L19 127V129H18L19 134H20V131L22 130ZM144 128H146V125L144 126ZM144 128L141 127L142 133H141V130H140V135H141V136L139 135L140 138L142 137V135L145 136ZM165 128H163V129H165ZM195 128H196L197 131L195 130ZM200 128H201V126H200ZM200 128H199V132L201 133V135L199 134V137H198L199 138L198 140L201 141L200 143H202L203 140L206 141V139L209 140V141H211V142H212L213 139H216V140H213V141H215L213 143L216 146L220 143L219 139L221 137L220 138L219 137H216L218 131H216L214 129V132L216 134H214V132H212V134H214V135L211 134V136L212 137L214 136V138H212V140H211L210 139L211 137L208 136V133L210 134V132H208V133L205 132V133H207V134H205L203 131H201ZM221 128H224V126L221 127ZM228 128L231 129V127H228ZM146 129H148V128H146ZM165 130H167V129H165ZM137 131L139 133V130H137ZM145 131L147 132V130H145ZM184 131H188V130H184V128H183L178 133L175 130H171V131H169L170 134L168 136H173V137L175 136L174 139L180 140L178 137H179V135H181V132H184ZM225 131L226 130L224 129L223 132H225ZM7 132L8 131L6 130V133ZM79 132H80V135H79ZM91 132L92 131H90V133ZM189 132L191 133V131H189ZM220 132H222V131H220ZM227 132H228V130H227ZM260 132H262V131H260ZM260 132H259V134H260ZM9 133H7V134H9ZM12 133L14 134V132H12ZM22 133H23V131H22ZM127 133H129V132H127ZM138 133H136L137 136H138ZM175 133H177V136L178 137L175 135ZM232 133H233L232 137L235 136L234 135L235 131L234 132L232 131ZM19 134H17V135H19ZM166 134H168V133H166ZM184 134H186V132H184ZM220 134L218 133V135H220ZM225 134L226 133H224L223 135H225ZM77 135H78V138H77ZM136 135L135 134L132 135V136H135L133 139L137 138ZM191 135H192V133H191ZM202 135H205V136H202ZM227 135H225V136H227ZM260 135H261L262 138H264V134L261 133ZM7 136H10V135H6V137ZM15 136H16V134H15ZM22 136H23V134H22ZM22 136H21V139H23ZM130 136H131V133L128 134V137H129V139L130 138L132 139V137H130ZM154 136H156V135H154ZM183 136L181 135L180 138L183 137ZM194 136H198V135L196 134ZM206 136L207 137H210V138L208 139ZM0 137L2 138V136H0ZM125 137H127V136H125ZM187 137L189 139V137H190L189 134H188ZM204 137H206V139ZM227 137H229V135ZM1 138H0V145L5 144V146H7V149H9V148L11 149L12 147H8V145L11 146L12 144L10 145L9 143H12V141H14V140H9L11 142H8V144L6 145V143H7L8 140H4V138H2V139ZM121 138L123 139V136ZM192 138H195V137H193V135H192ZM200 138H202V140ZM84 139H85V136H84ZM129 139H128V141L125 140V142H129ZM157 139H159V138H157ZM20 140H19V142H20ZM139 140H137V142ZM198 140L196 139L195 142H198ZM224 140H222L223 143H224ZM233 140H235V139H233ZM25 141H27V140H25ZM168 141L165 142V143H160V144L156 143V144L158 146L165 145L166 148H167V147H170V144H169ZM180 141H182V140H180ZM191 141H192V139H191ZM229 141H227V139H226L225 142H229ZM235 141H237V139ZM235 141H233V142L231 141V145L232 146L231 145L229 146V144L227 145V143H224L225 144L224 146H226V148H227L225 150H223L224 146L222 144V147H223L222 148L223 151L221 150L222 152L219 151L221 148H217L220 145H218L217 147L215 146L216 149L215 148L214 149L216 151L213 148H211L213 150L209 151L208 148L210 146L209 147L207 146L208 147L207 150H208V152H210L209 153L210 156H209L208 153L207 154L210 157L211 170H212V172H214V174L215 173L218 174L219 170H222L223 168L225 169V167L222 168V165H223L222 163L219 164L221 166V167L219 166L220 169H219V167L217 165L218 164V161L221 160L220 158H222V157L225 156L224 155V152H225V154L231 152V153H229L231 155H228L227 154L228 156H226V158L228 157V158H230V160L232 158L231 163L230 162H228V163H229V166L231 164V168H233V165H232V163H233L232 162L233 161V155H234L233 151H234V149L236 151V148H233L234 147V144H235ZM120 142L115 141V143L113 142V144L114 145L116 144V148H119V147H122V146L125 145L124 143H120ZM17 143L18 142H16V144ZM175 143H177V145L179 144V142H175ZM182 143H183V141H182ZM22 144H23V142H22ZM87 144L84 143L83 144L84 146L81 145L82 147L81 146L80 147L83 148V149L80 148L79 151L80 150H83V151L87 150L88 148L85 149V147H87ZM171 144L173 145L174 144V141L171 142ZM203 144H206L207 145L208 143H204L203 142ZM210 144L212 145V143H209V145ZM13 145H14V143H13ZM196 145L198 146V144H196ZM196 145L194 143V146L195 147H196ZM18 146H20V145H18ZM194 146H193V148H194ZM199 146H201V145H199ZM0 147H4V146H0ZM35 147H37V146H35ZM24 148H25V146H24ZM229 148H231L232 150H230ZM19 149L20 148H18V150ZM29 149H32V148H29ZM74 149H76V148H74ZM9 150H8V152H9ZM18 150H17V152H15V154H18L20 152V151L18 152ZM71 150L73 151V148ZM76 150H74L75 153H76ZM34 151L31 152V150L30 151L28 150L27 153H29V155H33L34 156V153H35ZM62 151H63V149H62ZM42 152H43V150H42ZM57 152H59V151H57ZM177 152H179V151H177ZM194 152H195V154H194ZM202 152H203V150H202ZM191 153H192V157L190 155ZM221 153L224 156H222V157L220 156V158H219V155L218 154L222 155ZM240 153L241 152L239 151V153H238L239 155L237 154L239 157H240ZM15 154L13 153V156ZM72 154H73L72 157H76V155L74 153H72ZM193 154H194V156H193ZM87 155L92 156V154H88V153H87ZM169 155H168V157H169ZM188 155H189V161L186 160V157L188 158ZM177 157H179V159H177ZM218 158L220 160H218ZM228 158H227V160H229ZM243 158H244V156H243ZM242 159H240V162L241 161L244 162L243 160L245 158L243 160ZM238 161H236L237 163L234 165L237 168L239 167V166H237V164L243 166L244 163H245L244 162L243 165H242V164L238 163ZM222 162H225V159ZM12 163H13V165H12ZM60 163H58V164L60 165ZM200 163H202V162H200ZM176 164L177 165L179 164V165L177 166ZM225 165H228V164H225ZM229 166H228L227 170L229 169ZM3 167H5V169ZM244 167L247 168V169H245ZM58 168H61V167L58 166ZM234 168L232 169V171L234 170V172H236L235 169H237V168H235V169ZM243 168L245 169V171H247V172L249 171V169H248L249 167L248 166H243ZM175 169H176L177 172L175 171ZM244 169H241V170L243 171ZM208 170H210V167L209 166H208V168L204 169V171L202 170V173L201 174L202 175H205L206 172H209L208 175H207L208 176V179L207 180H209V181H207V182H210L211 179H210V176L209 175H211L212 172L211 171H208ZM227 170H226V173H227ZM2 171L0 173H4L3 176L6 175L5 172H7V171H5V172H2ZM112 171L113 172L115 171V173L118 176L117 179L114 181V183H111V178L109 177L110 174H112V175L115 174V173H112ZM188 171H186V172L188 173ZM238 171L236 172L237 173L236 174L237 176L239 174H242L243 173V175H242L243 177H245L246 179L249 178V177L247 178V173L245 171H243V172L241 171L242 173H240V168L238 169ZM45 172L46 171H44V173ZM24 173H26V174L24 175ZM166 173H168V172H166ZM220 173H222V171H220ZM48 174L49 173L47 171V175ZM224 174H225V172H223L222 176H226L227 175V177H228V173L226 175H224ZM38 175H40V176L38 177ZM112 175H111V177H112ZM172 175L169 174V176H171V177H172ZM190 175H191V178H192V175H194L193 178H192V181L194 183L193 184L192 183H187V185H185L184 184L185 182L191 181V179H189L190 178ZM229 175H231V174H229ZM248 175L250 176V178L252 177L250 173H248ZM211 176H213V177H212V181L210 183H212V182L214 183V181H213L214 175H211ZM219 176H220V174H219ZM115 177L116 176H114L113 179H115ZM227 177H225V178L223 177V178L225 180H228L229 179V181H230V178L232 176L230 178L229 177L227 178ZM38 178H40V179H38ZM43 178H45V177L43 176ZM166 178H167V176H166ZM198 178L200 179V176H198ZM223 178L220 177L221 181H223ZM19 179L21 180V178H19ZM47 179H48V177H47ZM178 179H179V183L177 182ZM182 179H184V181L185 180H187V181L184 182ZM236 179H237V177H235V180ZM240 179H242V178H240ZM7 180H9V179H7ZM71 181L73 182V184L71 183ZM137 181L139 183H141V184H139ZM199 181L200 180H198L197 183H199ZM202 181H203V176H202L201 182ZM5 182H6V180H5ZM5 182L2 181V183H5ZM43 182H44V180H43ZM207 182H206L205 186H207ZM223 182L226 185V182L227 181H223ZM159 183L160 182H158L157 184L160 185ZM157 184H155V182H154V185L158 186ZM189 184H192V185H189ZM239 184H241V183H239ZM180 185L182 187V184H180ZM198 185L200 186L201 184H198ZM230 185H232V184H230ZM236 185L238 186L237 189H236ZM46 186H48V185H46ZM196 186L194 185V187H196ZM199 186H197V187H199ZM215 186H216V184H215ZM226 186L229 187L228 183H227ZM188 187L186 188V190L189 189ZM194 187H193V189L190 188V191L191 192L194 189L196 190V188H194ZM216 187H219V185H217ZM216 187L215 188H212V189H211V186L209 187V190L211 189V192H213L214 196L216 194L214 192H219V190H222L223 189L222 187H221V189H220V187L219 188H216ZM2 188H3V186H2ZM158 189H162V188H159L158 187ZM217 189H219V190H217ZM111 190H116V192L113 195L110 194V196H111V202L109 204L110 206L109 205L106 206V202H109L106 198H108L109 192L111 193ZM199 190H200V188H199ZM206 190L208 191L207 188H206ZM235 190H237V192H235ZM239 190H241V189H239ZM12 191H14V190H12ZM223 191H224V189L222 190V192ZM0 192H1V190H0ZM222 192L220 191L219 194L221 193L220 195H222ZM138 194H140V193H138ZM13 195H14V192H13ZM189 195H190V193H189ZM194 195H196V194H194ZM67 196H69V197H67ZM1 197H2V194H0V200H1ZM64 197H65V200H64ZM210 197H212V196H210ZM72 198H75V199L72 200ZM184 198H181V199L183 200ZM203 198L208 199L209 202H207V200H205ZM213 198H216V197H213ZM226 198H227V195H226ZM191 199L192 200H191L190 203H192V202L193 203H196V201H195L196 198L194 199V197L193 198L191 197ZM197 199H198V196H197ZM4 200H5V198H4ZM58 200H59L60 205L58 203ZM177 200L179 202H177ZM188 200H187V202L189 203ZM231 200H233V201H231ZM221 201H223V200H221ZM182 202L183 203L184 202L187 203L186 200H184ZM183 203H182V205H183ZM188 203H187V205L189 207V205H191V204L190 203L188 204ZM197 203L199 205V208H200V205L202 207L203 201H202V204H200L199 202H197ZM176 205H175V207H176ZM67 206H69L68 209L71 208L73 211H75V216L77 215L76 216L77 218L79 217L78 215L81 216V213L83 211H84L83 212V215H84V213L86 211L87 214H89L91 212V215L94 216V217L92 216L93 217L92 218L91 215L89 214L90 218H92L93 221L90 220V218H88L89 217L88 215L86 216L88 218V219L86 218L87 219L86 221L83 220V223H82V221H80L82 224L81 223H78V224L81 225V228L83 227V225L88 226L89 223H90V221L93 222V223H91L92 226H95V224H97L99 221L100 222L98 224L103 223V224H106V225L103 226V227H101L102 225L101 226L99 225L101 227V229L97 225L96 228L91 227V228H88V229H85V230H84V228L86 226H84V228H82V231H80L81 228L78 229L79 232L76 231L77 234L75 233V235H73V234H69L68 232H65L67 235L62 236V233H61L60 235L62 237L59 235L60 238H59V236H56V235L55 236H52V235L49 236L48 234H50V233L47 232L44 229V227L41 228V226H42L41 224L45 223L46 227H47V224H53L56 221L57 217L59 216V214H58L59 208L60 209H62V208L65 209V207H67ZM177 207L175 209H177ZM154 208H155V205L153 206V209ZM180 209H182V207H180ZM192 209H193V206H192ZM204 209H202V210H204ZM67 211L68 210H66L63 213L66 214ZM143 212H145V210ZM149 212H151V211H149ZM135 213H137V212H135ZM249 213L251 214V217L253 216L252 219L249 216L250 215ZM60 214H61V212H60ZM67 214L68 215L70 214L69 216H71V217H69V220H71L72 219L71 212L70 213L67 212ZM96 214H97V216L95 217ZM143 214H145V213H143ZM154 214L157 215V213H154ZM190 214L193 215V213H190ZM190 214H185V215H188L189 216ZM197 214H195V212H194V215L193 216H196ZM247 214H249V215H247ZM68 215L66 217H68ZM168 215H170V216H168ZM262 215H264V213H262ZM188 216L185 217V220H186V218H188ZM1 217H3L4 219H1ZM183 217L181 219H183ZM226 217H228V218L230 217V220L228 218H227L228 220H226ZM59 218H61V217H59ZM64 218H65V216H64ZM77 218H76V220H77ZM67 219H65L64 221L65 222H68L69 220H67ZM82 219L80 218V220H82ZM150 219L153 220L154 222L156 221L155 222L156 224L153 221H151ZM221 219L223 221V222L221 221L222 222V225L225 227V229H222V227H221L222 230L220 229V231H221L220 232L217 227H218V224L220 223V222L218 223V221L221 220ZM94 220H96L98 222H96ZM173 221H176L175 224H174L175 226L174 225L173 226H170V225H172V223H174ZM150 222L151 223L153 222L156 227L154 226L153 228H150V226L151 227L153 226V225H150ZM179 222H181V221H179ZM183 222H182V224H183ZM224 222H227V223H225V225H224L223 224ZM73 223H74V221L72 222V220H71V223L69 225L70 227L66 226L65 228L67 229V227H68V229L65 230V231H69V230L72 231L71 230V224L74 225ZM255 223L257 224V226L255 228H257V230H258V235L257 236L256 235L253 236L254 234H252V232H250L251 230L253 231V227H251V225H253ZM0 224H1V228L3 227L2 229L5 230V225H2V223H0ZM78 224L77 223L75 224L76 225V228H79L80 227V225H78ZM236 224H237V222H236ZM56 225L55 224L53 225L54 226L53 228H55V230H57V227L59 226V223L57 222ZM77 225H78V227H77ZM168 226H170L171 229L173 227L175 229L177 228V231H179V233L176 232L175 233L176 235H174L175 229L171 233V229ZM179 226H180V223H179ZM219 226H220V224H219ZM231 227L233 228V225H231ZM1 228H0V231H1ZM15 228H16V230H15ZM59 228L60 229H58V230H61L64 233V230L61 229V227H59ZM154 228H155V230H154ZM74 229H75V227L73 226V230ZM179 229H180V227H179ZM4 230H2V231L4 232ZM49 230L50 229L48 228V231ZM51 230H54V229L51 228ZM51 230H50V232H51ZM180 230H182V228ZM70 233H72V232H70ZM249 233L251 235H249ZM51 234H56V233L55 232L54 233L51 232ZM170 234H172V236ZM255 234H256V232H255ZM226 235L228 236V234H226ZM229 235H230V233H229ZM179 236H180V238L182 237V240H183V242L180 241L182 243L181 246H183V245L187 246V244H185V243L188 242L187 241L188 239H190V241H191L190 243H193L194 245L189 246V244H190L189 243L188 244V247H187L188 248L187 252H186V249L183 250V251L181 250V248L178 249L179 248V246H178V248H176V251L178 249L180 252H182V253L179 252L180 257L177 260L176 259L173 260V257H172V260H170L171 257L170 256L167 257V255H171V253L175 250V248L173 247V244H175V243H173L171 241L173 239L175 240V238L176 237L178 238ZM220 236H221V238H219ZM233 236H234V234H233ZM233 236L231 238H234ZM170 238H171V240L169 242H171L170 244H172V243L173 244L171 246H168V245H170L169 242H168V240ZM184 239L186 240L185 242H184ZM262 240H264V239H262ZM250 241H253L254 243H251ZM147 242H149V244ZM167 242H168V244H167ZM177 243H179V242H176V244ZM121 246H123V247H127L128 246L127 248H124V250H122V252H123L124 255H126L127 253H129L128 252V248L129 247H130L129 248L130 250L133 249L134 247H137V249H134L135 250L134 252L133 251H130V253H132V252L133 253H132V256L128 257V258H131L130 261H129V263L126 262L125 260L123 262H121L122 259H124L123 256H122V259L120 258L121 260L119 259V256L121 257L122 254H119L118 255V250L117 249L118 248H120V250L123 249V248H121ZM169 247H172L174 249V250L171 249V253H169V250H170V249H168ZM184 248H186V247H183V249ZM221 248H222V250H221ZM126 249H127V251H126ZM167 249H168V252H166ZM231 249H233V247H231ZM231 249H230V252L232 251ZM262 249H264V248H262ZM193 250H194V252H193ZM97 251H100L99 254L96 255V256H93L92 253H96ZM125 251L127 252L126 254H125ZM119 252L121 253V251H119ZM183 252H184V254H183ZM166 253H167V255H165ZM174 254L176 255V252L173 253L172 256H174ZM219 254L216 255V257H215L216 258V261H218L217 258H219L218 257ZM230 254L233 256V253L232 252ZM230 254L228 255V258H226V260H225L226 262L225 263H227V259H230L229 258ZM138 255L141 256V254H138ZM206 255H208V256L206 257ZM224 256H222L223 259L221 257L222 260H224ZM134 257H136V259H135V261L134 260H132V261H134V263H136L137 258L139 259L140 257L139 256L137 257V255L134 256ZM126 258H127V256H126ZM149 259H151V260L149 261ZM140 260H141V258H140ZM234 260H232V257H231V260L230 261L233 262ZM138 261L139 260H137V262ZM219 261H221V260H219ZM219 261L216 262L215 264H217V263L220 264ZM222 262L224 263V261H222ZM138 264H142V263L139 262ZM144 264H146V263H144ZM228 264H230V262H228Z\"/></svg>",
  "mask_w": 264,
  "mask_h": 264
},
{
  "label": "crops",
  "instance_id": "obj_3",
  "mask_svg": "<svg viewBox=\"0 0 264 264\" xmlns=\"http://www.w3.org/2000/svg\"><path fill=\"white\" fill-rule=\"evenodd\" d=\"M224 25L219 23V24H214L212 27H211V30H215V29H218V28H221L223 27ZM81 187H83V183L80 184ZM91 186V185H90ZM92 187V186H91ZM91 193H92V188L90 189ZM95 254V253H92V255Z\"/></svg>",
  "mask_w": 264,
  "mask_h": 264
}]
</instances>
